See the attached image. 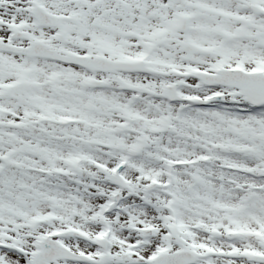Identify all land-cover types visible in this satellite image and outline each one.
<instances>
[{
	"label": "snow or ice",
	"instance_id": "1",
	"mask_svg": "<svg viewBox=\"0 0 264 264\" xmlns=\"http://www.w3.org/2000/svg\"><path fill=\"white\" fill-rule=\"evenodd\" d=\"M0 264H264V0H0Z\"/></svg>",
	"mask_w": 264,
	"mask_h": 264
}]
</instances>
